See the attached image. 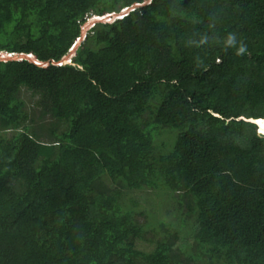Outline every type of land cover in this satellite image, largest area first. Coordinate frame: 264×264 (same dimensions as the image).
Listing matches in <instances>:
<instances>
[{
  "label": "trees",
  "instance_id": "1",
  "mask_svg": "<svg viewBox=\"0 0 264 264\" xmlns=\"http://www.w3.org/2000/svg\"><path fill=\"white\" fill-rule=\"evenodd\" d=\"M0 52L50 63L0 60V264H264V0H0Z\"/></svg>",
  "mask_w": 264,
  "mask_h": 264
},
{
  "label": "water",
  "instance_id": "2",
  "mask_svg": "<svg viewBox=\"0 0 264 264\" xmlns=\"http://www.w3.org/2000/svg\"><path fill=\"white\" fill-rule=\"evenodd\" d=\"M130 11V9H126L122 12V14H114V15H110V16H105V17H98V16H94V18L92 20H89L88 23L85 25V27H83V33H84V29L86 30L87 28L90 29L92 25H94L97 22H113L116 19L120 18L121 15H126L128 12ZM88 26V27H87ZM80 43V41H79ZM79 43L74 47V49L67 55L65 56L60 62H52L51 65L54 66H62V65H66V64H73V58L75 57V51L79 45ZM0 60L1 61H22V60H28L32 63H35L38 66L41 67H46L49 66L50 63H43L40 62L38 60H36L35 58H33L30 55H26V54H9L7 52H0ZM242 120H245L249 123L255 124L259 127V136L264 138V133L261 132L260 129V124L259 122H262V124L264 125V120L263 119H259V120H254V119H245L242 118Z\"/></svg>",
  "mask_w": 264,
  "mask_h": 264
},
{
  "label": "rangeland",
  "instance_id": "3",
  "mask_svg": "<svg viewBox=\"0 0 264 264\" xmlns=\"http://www.w3.org/2000/svg\"><path fill=\"white\" fill-rule=\"evenodd\" d=\"M93 18H94V16H90V17L87 19L86 24L88 23L89 20H92ZM105 18H106V17H105ZM86 24H85V25H86ZM85 25H84V27H85ZM87 27H88V26H87ZM87 30H88V28H87L86 30L84 29V33H85ZM83 38H84V37H83ZM24 99L26 100L28 107H32V106L34 105L35 101H36L34 98H32V97L30 96L29 93H25V95H24ZM173 134L176 135L175 132H173ZM170 141H173V140L171 139ZM170 141H168V142H170ZM173 143H174V142H173ZM169 144L172 145L171 143H169ZM141 220H142V219H141ZM151 246H152V245H150V244H148V243H141V244H140V247H141L142 249H144V250H149V249L151 248Z\"/></svg>",
  "mask_w": 264,
  "mask_h": 264
},
{
  "label": "bare ground",
  "instance_id": "4",
  "mask_svg": "<svg viewBox=\"0 0 264 264\" xmlns=\"http://www.w3.org/2000/svg\"><path fill=\"white\" fill-rule=\"evenodd\" d=\"M259 124H260L261 132L264 133V125L262 124V122H259Z\"/></svg>",
  "mask_w": 264,
  "mask_h": 264
},
{
  "label": "clouds",
  "instance_id": "5",
  "mask_svg": "<svg viewBox=\"0 0 264 264\" xmlns=\"http://www.w3.org/2000/svg\"><path fill=\"white\" fill-rule=\"evenodd\" d=\"M107 16H110V15H107ZM123 16H124V15H121L120 18L123 17ZM240 51H241V52L244 51L243 47H241ZM257 127H258V126H257ZM258 132H259V127H258Z\"/></svg>",
  "mask_w": 264,
  "mask_h": 264
}]
</instances>
